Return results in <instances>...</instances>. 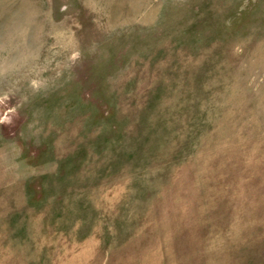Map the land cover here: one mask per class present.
<instances>
[{
    "label": "rangeland",
    "instance_id": "obj_1",
    "mask_svg": "<svg viewBox=\"0 0 264 264\" xmlns=\"http://www.w3.org/2000/svg\"><path fill=\"white\" fill-rule=\"evenodd\" d=\"M0 264H264V0H0Z\"/></svg>",
    "mask_w": 264,
    "mask_h": 264
}]
</instances>
